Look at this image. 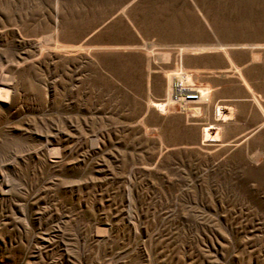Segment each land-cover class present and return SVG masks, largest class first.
<instances>
[{
  "label": "rangeland",
  "instance_id": "1",
  "mask_svg": "<svg viewBox=\"0 0 264 264\" xmlns=\"http://www.w3.org/2000/svg\"><path fill=\"white\" fill-rule=\"evenodd\" d=\"M0 264H264V0H0Z\"/></svg>",
  "mask_w": 264,
  "mask_h": 264
},
{
  "label": "bare ground",
  "instance_id": "2",
  "mask_svg": "<svg viewBox=\"0 0 264 264\" xmlns=\"http://www.w3.org/2000/svg\"><path fill=\"white\" fill-rule=\"evenodd\" d=\"M178 72V71H177ZM185 74L184 72H178L176 74H171L167 77V84H168V90H167V103L165 104H156L158 108L161 110L170 109L172 106H174L176 103L182 104L181 109L188 111L190 113H200L201 108L195 107L190 109L191 102L184 101L182 99L184 92L192 90L190 87L188 88L185 84ZM198 91V90H197ZM201 97L200 100L196 103L204 102L210 97V90L209 89H200L199 90ZM156 107V108H157ZM163 112V111H162ZM193 114V115H194ZM2 186V185H1Z\"/></svg>",
  "mask_w": 264,
  "mask_h": 264
},
{
  "label": "built area",
  "instance_id": "3",
  "mask_svg": "<svg viewBox=\"0 0 264 264\" xmlns=\"http://www.w3.org/2000/svg\"><path fill=\"white\" fill-rule=\"evenodd\" d=\"M201 94L197 90L185 91L182 99L187 102L197 103L200 100Z\"/></svg>",
  "mask_w": 264,
  "mask_h": 264
}]
</instances>
